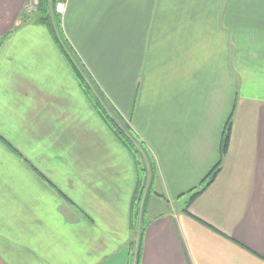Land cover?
Wrapping results in <instances>:
<instances>
[{
    "label": "crops",
    "instance_id": "1",
    "mask_svg": "<svg viewBox=\"0 0 264 264\" xmlns=\"http://www.w3.org/2000/svg\"><path fill=\"white\" fill-rule=\"evenodd\" d=\"M30 5L0 0V264H133L134 161ZM61 24L156 163L140 264H264V0H68Z\"/></svg>",
    "mask_w": 264,
    "mask_h": 264
},
{
    "label": "trees",
    "instance_id": "2",
    "mask_svg": "<svg viewBox=\"0 0 264 264\" xmlns=\"http://www.w3.org/2000/svg\"><path fill=\"white\" fill-rule=\"evenodd\" d=\"M55 3L56 0H39L35 11L36 20L43 22L47 26L58 50L61 52L67 64L71 68V71L74 74L87 101L94 108L96 114L99 116L106 128L114 135L119 143L126 148L135 164L136 186L133 192L130 207V227L133 232H135V239L129 242V255L131 259L133 258V264H140L142 240L145 228L148 224L146 219V210L151 195L155 193L154 184L157 175L156 163L152 154L145 146L144 142L134 132L128 120H126L114 107L110 108L107 101H104V103L101 102L99 95L103 93V91L89 73L87 75L82 71L77 63V60H75L77 57L74 56V50L67 40L65 39L68 47L60 38V35L57 32V27H61L62 20L59 14L53 11ZM62 35L64 36L63 32ZM230 129L231 114L228 116L224 125L219 149V162L208 173L198 189L192 192L186 203V207L214 180L219 172L220 161L228 149ZM155 195L162 197L160 194L155 193ZM138 223L139 226L137 227Z\"/></svg>",
    "mask_w": 264,
    "mask_h": 264
},
{
    "label": "rangeland",
    "instance_id": "3",
    "mask_svg": "<svg viewBox=\"0 0 264 264\" xmlns=\"http://www.w3.org/2000/svg\"><path fill=\"white\" fill-rule=\"evenodd\" d=\"M61 1H64V0H56V3H55V5L57 4V3H60ZM38 2H39V0L37 1V0H31V5H30V7H29V10H32V12H34V11H36V9H37V6H38ZM28 9V8H27ZM53 11H55L57 14H59V16H60V18H61V20H62V13H59V12H57L56 11V9H55V6H54V8H53ZM57 32L59 33V35H60V38L63 40V42L66 44V41H65V39L67 40V38H66V36H65V33H64V30L62 29V24H61V27L60 26H58L57 27ZM62 32H63V34H64V36L62 35ZM65 37V38H64ZM62 42V43H63ZM67 42H68V40H67ZM69 43V42H68ZM66 46H67V44H66ZM71 46V45H70ZM68 47V46H67ZM72 47V46H71ZM75 53V52H74ZM74 56H76L77 57V55H76V53H75V55ZM75 57V58H76ZM78 58V57H77ZM75 59V60H77V63L79 64V66H80V68L82 69V71L85 73V74H87L88 75V70L86 69V67H85V65H84V62H82V60H80L79 58L78 59ZM90 74V73H89ZM100 100H101V102L102 103H104V101H107V104L109 105V107L111 108V107H114L116 110H118L117 109V107L111 102V100L108 98V96L103 92V93H101L100 95ZM114 108H112V109H114ZM140 138V137H139ZM141 139V138H140ZM142 140V139H141ZM143 141V140H142ZM147 179V178H146ZM192 193V192H191ZM191 195V194H190ZM190 195H188V197H186L185 199H183L182 200V204H186L187 203V201L189 200V197H190ZM155 201H158V200H155ZM155 201H154V203H153V205H152V213H156L158 210H159V207H158V205L155 203ZM160 202V201H159ZM184 204V205H185ZM139 226V223H138V225H137V227Z\"/></svg>",
    "mask_w": 264,
    "mask_h": 264
},
{
    "label": "built area",
    "instance_id": "4",
    "mask_svg": "<svg viewBox=\"0 0 264 264\" xmlns=\"http://www.w3.org/2000/svg\"><path fill=\"white\" fill-rule=\"evenodd\" d=\"M67 4H68V0H64V1H61L60 3H57L55 5L56 11L59 12V13H62V15H63L65 13Z\"/></svg>",
    "mask_w": 264,
    "mask_h": 264
}]
</instances>
